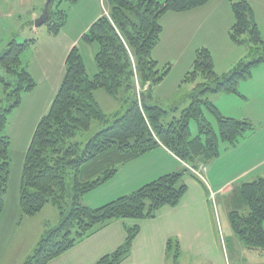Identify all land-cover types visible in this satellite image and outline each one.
Returning <instances> with one entry per match:
<instances>
[{"label":"trees","instance_id":"trees-1","mask_svg":"<svg viewBox=\"0 0 264 264\" xmlns=\"http://www.w3.org/2000/svg\"><path fill=\"white\" fill-rule=\"evenodd\" d=\"M56 1L63 0L51 1L46 23L49 32L55 35L67 22L66 15L60 12L54 20L51 7ZM212 1L109 0L107 14L83 37L86 43L99 45L95 56L98 71L94 77H89L78 50H71L63 83L49 113L34 132L19 197L25 217H33L52 204L60 212L61 223L45 233L25 264H50L109 225L155 219L163 208L179 206L186 196L188 187L182 184L183 173L175 172L102 207L83 204L88 193L113 179L121 167L164 147L187 164L188 170H195L194 179L208 191L203 173L211 161L220 157L221 145L235 147L247 131L253 130L248 121L226 118L212 103L201 99L207 93L238 94L239 82L250 76L254 66L264 63L263 40L250 0H229L235 16L230 36L237 44L250 45L252 59L240 62L231 73L221 77L214 69L210 51L202 49L185 80L194 82L201 77L205 83L194 90L192 103L182 116L164 124L167 112L149 103V92L169 74L167 70L160 72L152 56L161 41L162 17L170 12L192 11ZM34 43V40L23 44L12 41L0 56V86L5 95L0 101V217L5 209L11 170L10 141L5 127L8 116L21 106L23 94L31 93L36 86L27 69H21V55ZM99 90L116 101L124 96L126 112L106 115L95 99ZM205 112L215 119L217 128ZM192 120L200 130L194 138L190 129ZM94 123L105 127L86 143L80 142L79 135L89 133ZM238 193L241 205L239 210L229 213L231 229L247 248L264 251V177L243 183ZM126 231L124 243L96 264H122L128 258L140 225L126 227ZM172 248L173 242L169 241L167 250Z\"/></svg>","mask_w":264,"mask_h":264},{"label":"rangeland","instance_id":"rangeland-1","mask_svg":"<svg viewBox=\"0 0 264 264\" xmlns=\"http://www.w3.org/2000/svg\"><path fill=\"white\" fill-rule=\"evenodd\" d=\"M46 2L47 0H26L24 3L22 0H0V56L5 54L8 44L12 41L23 44L34 40L35 43L21 55V69H27L36 84L31 93L23 94L21 106L8 116L5 127V135L10 141L11 170L5 196V209L0 217V264H25L34 255L45 233L61 223L60 212L52 204H47L33 217H25L22 214L19 197L25 159L37 124L49 113L63 83L67 69L66 59L72 43H75L72 50L76 48L81 54L89 77L92 78L97 73L95 56L99 51V45L86 43L83 37L98 17L105 15L109 9L108 0L56 1L51 7L54 20L60 12L66 15L67 22L60 33L55 35L49 32L46 24L39 28L35 27L33 13L41 16ZM250 3L264 46V0H250ZM213 4L214 12L207 13V15L212 14L209 26L198 36L191 39L183 33V29L175 31L169 28L166 33V39L170 38L169 41L155 51L159 52L154 55L156 60L160 61L158 62L160 72L167 70L169 74L162 83L154 86L149 92V103L167 112L163 117L164 124L179 119L190 107L194 90L205 83L201 77L194 82L185 80L188 73L193 70L198 51L202 49L210 51L214 69L221 77L231 73L240 62H249L252 59L251 47L248 43L237 44L231 39V30L235 25L231 2L215 0ZM246 38L243 37L244 40ZM138 89L140 90L139 85ZM3 91L4 88L0 86V101L5 97ZM214 96L215 94L207 93L201 96V99L212 103L226 118L233 116L234 119L248 121L252 124L253 130L247 131L239 139L236 149L222 144L220 157L211 161L203 173L208 189V185L211 184L208 168H211V177L215 176L221 182L232 181L231 191L218 199V203L212 198L211 221L208 225L210 230L208 251L199 253L180 249L176 258V249L179 247L175 238L173 248L169 250L165 262L166 264H264V251L247 248L233 233L228 220V213L240 208L241 204L238 201L240 186L252 181L260 171H264V63L254 66L250 76L239 82L238 94L219 93ZM95 99L106 115H123L127 110L124 96L120 101H116L104 90H99L95 93ZM205 113L216 127L215 119ZM104 127L94 123L91 131L79 135L78 140L86 143ZM190 129L193 138L200 134L195 120L190 122ZM133 164L136 163L132 162L121 167L113 179L88 193L83 198V204L86 202L91 208H99L142 188L143 186L138 184L134 190L122 192L129 188L126 185L131 184V180L134 182L141 176L140 170L143 167H136ZM254 167L257 171L245 178L246 180L240 184L235 181L241 172ZM194 171L188 170L187 164L180 170V173H183L182 184L188 187L186 195L197 194L198 191L211 196L210 191L204 189L194 179ZM103 196L106 200L102 199ZM118 223L121 230L125 231L126 227L139 224L135 220ZM98 242L99 239L86 241L53 260L56 262L54 264H84L80 261L85 257V251L92 249Z\"/></svg>","mask_w":264,"mask_h":264},{"label":"crops","instance_id":"crops-1","mask_svg":"<svg viewBox=\"0 0 264 264\" xmlns=\"http://www.w3.org/2000/svg\"><path fill=\"white\" fill-rule=\"evenodd\" d=\"M25 1L26 0H22V3ZM214 1L215 0H213L209 5L207 4L192 11L169 13L165 15L161 19V25L163 27L161 41L152 54L154 59L156 60L154 54H159V52H155L158 47H161L170 39H166V33L169 28H173L175 31L183 29V33L186 36L194 39L203 31V29L209 26L212 14L207 15V13L209 11L214 12ZM39 17L38 13H33L35 21ZM100 17L101 15L98 19ZM191 18H195L196 20H192ZM74 44L75 43H72V48ZM156 61L160 62L159 59ZM215 96H217V94H215ZM231 118H233V116ZM233 148L236 149V146ZM133 163H136L133 164L136 165V167H143L140 170L141 176L134 182L131 180V184L126 185V187L129 188L122 191L123 193L128 192V190H134L138 184H141L140 186H144L162 177L163 175L180 172L181 168L185 166L183 162L177 159L164 147L155 149L151 153H148ZM255 171H257L256 167L250 170H245L241 172L238 177H236L235 181H238L240 184L246 180L245 178H248ZM208 176L211 182V184L208 185V191H210L211 196L205 194V192L198 191L197 194H187L179 206L175 208H163L155 219L144 220L139 223L140 232L133 243L130 255L125 261H123L122 264H166L165 261L169 253L167 250V244L169 241L173 242V239L175 238L179 242V248L176 249V258L179 256L180 249L183 251H198L199 253H206L208 251V244L210 240V234L208 232L210 230L208 225L211 221L212 198H214L213 200H216V203H218V199L224 197L225 193L231 191L230 184L232 183V181L221 182L215 176L211 177V168H208ZM258 177H264V171H260L258 175H256L255 179ZM213 195L214 197H212ZM102 199H105V196H103ZM84 204L89 206L86 202ZM117 223L118 222H115L109 225L75 246L76 248L91 239H99V242L92 249L85 251V257L80 262L84 264H96L104 256L115 252L124 243L127 238V232L125 230H121L120 224ZM54 263L56 262L53 261L50 264Z\"/></svg>","mask_w":264,"mask_h":264},{"label":"water","instance_id":"water-1","mask_svg":"<svg viewBox=\"0 0 264 264\" xmlns=\"http://www.w3.org/2000/svg\"><path fill=\"white\" fill-rule=\"evenodd\" d=\"M51 1L52 0H47L42 15L35 21V27L36 28H39V27L45 25L48 22V20L50 18L49 4L51 3Z\"/></svg>","mask_w":264,"mask_h":264},{"label":"built area","instance_id":"built-area-1","mask_svg":"<svg viewBox=\"0 0 264 264\" xmlns=\"http://www.w3.org/2000/svg\"><path fill=\"white\" fill-rule=\"evenodd\" d=\"M213 197H214V195H213ZM214 199V198H213Z\"/></svg>","mask_w":264,"mask_h":264}]
</instances>
